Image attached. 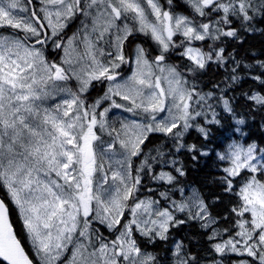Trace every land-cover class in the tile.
Segmentation results:
<instances>
[{
  "label": "snow or ice",
  "instance_id": "6c2138e0",
  "mask_svg": "<svg viewBox=\"0 0 264 264\" xmlns=\"http://www.w3.org/2000/svg\"><path fill=\"white\" fill-rule=\"evenodd\" d=\"M257 17L264 0H0V264H264V147L243 139L226 96L252 67L227 45ZM212 67L228 72L219 95L199 87ZM243 95L264 112V93ZM217 106L239 137L215 153L220 194L206 197L179 186L185 169L163 146L208 156L184 138L207 140ZM113 109L130 116L109 123ZM190 222L203 255L183 240L149 250Z\"/></svg>",
  "mask_w": 264,
  "mask_h": 264
},
{
  "label": "trees",
  "instance_id": "16d2710c",
  "mask_svg": "<svg viewBox=\"0 0 264 264\" xmlns=\"http://www.w3.org/2000/svg\"><path fill=\"white\" fill-rule=\"evenodd\" d=\"M254 31H244L241 29L240 36L243 43H237L229 41L227 45V50L232 51L236 49V54L242 59L243 63L249 64L252 67L240 70L241 80L234 87L229 88L226 92L227 97H234L232 100V105L236 113V118L245 119V124L240 126L247 133L244 140L248 143L255 142L259 146L264 147V112L255 110L251 107V102L247 101L243 93H252L255 91H260L264 93V86L260 85L258 81L251 79V75H262L264 70L259 68L257 61H264V19L257 17L253 22ZM5 31H11L7 29ZM131 39V38H130ZM50 55V53H49ZM54 55L57 56L55 53ZM230 69V66H229ZM128 72V68L123 71V74ZM228 72L224 69H217L215 67L209 68V70L202 74L199 79V87L204 91H213L217 95L220 94L219 89L214 88V85L219 84L220 88H225L229 83L227 80ZM95 89L91 92L92 97H97L103 91V85L99 83L95 84ZM216 111L220 113L221 124L220 125H206L209 128V138L206 140L203 136L195 130V128L190 129L188 134L185 136V141L188 144H196L198 148L207 151L208 156L200 157L197 160H192V154L185 150L179 153L171 154L174 150H171L170 144H165L164 151L170 153L168 159H175L177 161V166L183 165L186 175L184 177L178 176L179 186L185 187H196L200 189L206 197H212L218 195L219 190L211 183L209 180L217 175V164L215 153L222 150L223 146L231 143L233 139L239 137V133L235 132L237 125L235 124V119L228 113L223 112L220 106H217ZM150 142H146V150L155 149V147L160 146L161 139L158 137H150ZM171 150V152H170ZM138 163V161L136 162ZM159 166H157V171ZM164 170L170 171L171 168H165ZM175 174V173H174ZM146 187L159 188L155 182L151 181L148 177H145L143 181ZM167 187V186H164ZM163 190V188H160ZM149 194V193H144ZM150 195V194H149ZM227 200L225 199L223 203H218L213 207V214H223L225 212V205ZM226 226L223 221H221V227ZM17 229H21L22 225L17 222ZM173 240H183L185 244L189 246L191 251H200L201 255L207 249L206 238L199 228L198 224L195 222H190L189 224L181 225L179 228L171 230L169 241H157L156 245H148L149 250L155 249L162 254L167 251L168 247L172 244ZM198 246H203L198 247ZM206 259H211L207 257ZM238 257H227L226 260L228 264Z\"/></svg>",
  "mask_w": 264,
  "mask_h": 264
},
{
  "label": "rangeland",
  "instance_id": "374dc122",
  "mask_svg": "<svg viewBox=\"0 0 264 264\" xmlns=\"http://www.w3.org/2000/svg\"><path fill=\"white\" fill-rule=\"evenodd\" d=\"M35 2L37 3V6H38V0H35ZM72 30H74V29H69V34H71V31ZM55 53H51L50 52V55H49V57L51 58V57H53V56H55L57 59H58V55L56 56V55H54ZM126 67L127 66H122V68L119 70V71H121V72H123V71H125L126 70ZM128 74V72L126 73V74H124V75H127ZM73 85L75 84V82L74 81H72L71 82ZM94 84H96V82H94ZM101 86L103 85V91H102V93L101 94H99L98 96H102L103 94H104V92L106 91V86L104 85V84H100ZM96 88V87H95ZM94 88V89H95ZM93 91V89L91 90V92ZM104 107H106L107 106V103H105L104 105H103ZM130 116V114H128V113H124V112H122L121 110H119V109H113L112 111H110L109 113H108V119H109V123H115V122H117V121H119V120H121V119H123V118H126V117H129ZM105 139H107V137H105Z\"/></svg>",
  "mask_w": 264,
  "mask_h": 264
}]
</instances>
